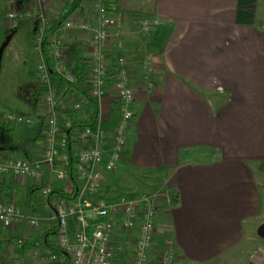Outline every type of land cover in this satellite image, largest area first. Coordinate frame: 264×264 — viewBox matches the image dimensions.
I'll return each mask as SVG.
<instances>
[{
	"label": "crops",
	"instance_id": "crops-1",
	"mask_svg": "<svg viewBox=\"0 0 264 264\" xmlns=\"http://www.w3.org/2000/svg\"><path fill=\"white\" fill-rule=\"evenodd\" d=\"M108 2L113 22L110 44L119 34L122 53L129 61L151 55L155 85L148 90L139 76L133 80L134 116L124 154L116 170L105 175L100 190L111 196L157 194L158 237L172 242L176 264H230L233 252L249 239L252 226L262 222L264 210V11L260 0ZM88 5L87 0H0V24L11 29L7 14L16 12L21 16L18 25L28 21L31 32L38 17L55 25L65 15L88 14ZM20 31L21 27L7 45ZM60 35L66 49L64 62L83 89L91 34L76 30ZM34 51L36 80L31 78L27 85L31 99L26 100L25 112L0 108V159L34 164L40 178L0 175V184L6 187L0 204H14L26 218H36L39 228L30 229L25 223L0 227V264H14L17 259L22 264H42L54 254L45 235L56 226L54 207L59 199L55 195L45 201L41 190L70 192L68 180L57 178L62 170L59 159L53 166L43 163L44 122L41 99L35 98L42 90L36 66L43 58ZM51 82L59 87L55 78ZM75 94L66 105L73 103ZM98 103L99 119L92 131L104 132L100 146L110 152L118 103L109 95ZM8 116L22 121L9 122ZM59 116L64 128L67 120L62 113ZM12 123L15 132L10 130ZM94 143V137L79 141L77 151ZM30 190H35L33 195ZM170 193L175 194V203ZM69 227H75L73 219ZM19 240L30 250L18 258ZM47 242L53 245V237ZM111 244L112 264H130L129 235L118 229Z\"/></svg>",
	"mask_w": 264,
	"mask_h": 264
},
{
	"label": "built area",
	"instance_id": "built-area-1",
	"mask_svg": "<svg viewBox=\"0 0 264 264\" xmlns=\"http://www.w3.org/2000/svg\"><path fill=\"white\" fill-rule=\"evenodd\" d=\"M87 1L88 14L81 15L77 12L66 16L51 36L47 48L51 69L44 59L36 66V73L43 90L41 98L44 122L43 163L53 166L56 159H59L62 170L57 173V178L68 180L70 190L72 189V183L66 172L68 159L64 150V128L59 124L58 118L68 108L66 101L71 100L75 93L68 96L59 93L51 80L55 78L57 82L65 81L79 86L80 89L81 82L70 71V65L64 62L66 49L61 33L78 30L91 34L85 69L87 83L84 84L86 88L81 90L97 103L106 95L112 96L118 103L119 119L111 135L110 152H104L100 146L104 132L98 130L94 134L92 131L97 124L94 128H85L76 132L74 137L78 142L94 137L95 143L88 148L79 149L76 154L75 180L79 185L77 198L69 202L58 200L54 207L55 247L67 258V263L64 264H112L115 252L111 243L115 232L119 229L132 240L131 264H176L172 242L166 238H161V241L158 237L155 223L159 198L157 194H141L134 197L125 194L112 202L89 197L100 192V185L105 175L112 174L123 157L126 135L134 116L133 80L139 76L142 87L152 89L155 85L152 79L155 66L153 57L149 54L134 62L129 61L122 53L123 43L119 39V34L115 35V41L110 44L109 30L113 22L106 6L108 0ZM26 16L28 17L29 14L27 13ZM20 17L16 12L7 14L12 28L17 26ZM117 18L121 22L120 16ZM38 20L40 24L36 29L34 47L42 56L44 29L50 27V24L43 17H38ZM83 102L84 98L77 96L69 108L79 109ZM7 121L20 122L22 119L8 116ZM59 136L62 137L61 141L57 139ZM0 175L35 181H39L40 178L36 165L14 158L0 159ZM51 192L49 187L41 190L45 201ZM71 219L75 221L73 228L69 227ZM22 223L34 230L38 227L39 221L36 218H26L14 204H0V227L11 229ZM16 245L20 248L23 242L19 240ZM60 258L62 256L56 253L50 254L42 264L49 261L64 262L63 258L61 261ZM14 264H22V262L17 260Z\"/></svg>",
	"mask_w": 264,
	"mask_h": 264
},
{
	"label": "trees",
	"instance_id": "trees-1",
	"mask_svg": "<svg viewBox=\"0 0 264 264\" xmlns=\"http://www.w3.org/2000/svg\"><path fill=\"white\" fill-rule=\"evenodd\" d=\"M81 1V0H79ZM109 5V2H106V6ZM108 8V7H107ZM74 11V10H73ZM66 15L63 17H60L59 21L55 25H50V27H47L44 29V34H43V45H42V57L47 63L48 67L51 69L52 65L50 63V59L47 57V48L49 47V40L53 33L58 29L65 19ZM0 23H1V16H0ZM39 20H36L34 24L32 25V37L34 41V37L36 34V29L39 26ZM20 25L15 26L14 28H4L0 24V48L1 46L6 42L7 38H11L14 33H16L20 29ZM5 48V47H4ZM3 48V50H4ZM2 50V51H3ZM59 93L65 94H72L76 93L77 96L83 97L84 102L81 104L79 109H73V108H67L63 111V115L67 120L68 125L64 127L63 129V135H64V141H65V153L68 159V165L66 166V172L67 175L72 183V189L70 192H64L62 190H54L51 192L49 197L57 196L59 200H66V201H73L77 198L78 192L77 189L79 187L78 183L75 180V175H76V170H75V165L77 163V140L75 139V134L78 131H81L85 128H94L97 124L98 118H99V105L97 101L93 98H91L86 92L81 90L79 86L74 85V84H69L65 81H60L59 82V87L57 88ZM43 96V90H39L37 93H35V98L37 97H42ZM10 130L12 132L16 131V124L12 123L10 124ZM6 190V187L3 184H0V193H3ZM35 192V190H34ZM31 190L29 191L30 195L33 193ZM104 191L100 190V192L96 195L89 196L93 198L94 200H103L105 202H112L116 200L118 197L125 195L126 193H114L112 196L111 194H103ZM138 195L137 193L133 194H128L130 197H134ZM48 197V198H49ZM170 201L171 203H175V194L170 193ZM56 231V226L54 229L49 232L47 235H45V241L48 244V247L51 249L52 252L58 254L59 256H62L61 259L64 260V262H52L49 261L46 264H64L65 262L67 263V258L62 254L61 251H59L56 247L55 244L53 243L50 244L48 241V238H52L54 236L53 233ZM30 250L29 246L23 245L20 248L17 247L16 249V255L19 258L21 255H23L26 251ZM64 256V257H63ZM19 260V259H17Z\"/></svg>",
	"mask_w": 264,
	"mask_h": 264
},
{
	"label": "rangeland",
	"instance_id": "rangeland-1",
	"mask_svg": "<svg viewBox=\"0 0 264 264\" xmlns=\"http://www.w3.org/2000/svg\"><path fill=\"white\" fill-rule=\"evenodd\" d=\"M260 5L264 11V0H260ZM30 18L35 19L34 16ZM19 22L21 21L19 20ZM30 28V23L25 21L21 26L20 34L9 42L0 59V99L3 102H0V108L12 113L25 112L26 100L30 101L31 99V97L28 98L31 91L28 90L27 85L32 80H36L32 69L33 63L38 60V55L34 51L35 47L31 48L32 35ZM38 98L41 99L42 97ZM70 106V104L66 105L68 108ZM22 117L25 118V116ZM260 223H255L252 226L248 234L249 239L233 252L234 257L231 258L230 264H249L250 258L256 252L263 254L260 264H264V241L256 236V229ZM37 228H39V224ZM42 229L45 231L47 227ZM53 242H55V235L53 236Z\"/></svg>",
	"mask_w": 264,
	"mask_h": 264
},
{
	"label": "water",
	"instance_id": "water-1",
	"mask_svg": "<svg viewBox=\"0 0 264 264\" xmlns=\"http://www.w3.org/2000/svg\"><path fill=\"white\" fill-rule=\"evenodd\" d=\"M9 38H7L6 42L1 46L0 48V59H1V55H2V50L3 48L7 45ZM256 236L264 241V214L262 217V222L260 223V225L257 227L256 229ZM263 258V254L256 252L249 260V264H260L261 259Z\"/></svg>",
	"mask_w": 264,
	"mask_h": 264
}]
</instances>
